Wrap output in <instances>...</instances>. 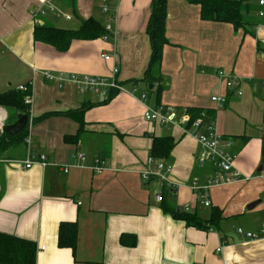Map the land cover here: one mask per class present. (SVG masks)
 <instances>
[{"label": "crops", "instance_id": "0c3cea01", "mask_svg": "<svg viewBox=\"0 0 264 264\" xmlns=\"http://www.w3.org/2000/svg\"><path fill=\"white\" fill-rule=\"evenodd\" d=\"M47 1L0 0V94L28 85L29 134L49 160L24 168L25 143L0 153V232L35 241V264H264V237L244 239L235 232L237 227L257 231L264 223V17L257 15V1H249L251 22L236 27L203 19L199 4L166 0L158 100L148 91L156 84L143 81L151 54L152 0H50L56 11L33 17L31 11ZM104 4L114 16L108 38L72 39L65 51L34 40L36 20L78 29L91 17L104 27L109 15ZM220 69L239 81L241 95L226 88ZM43 71L114 75L123 90L109 99L92 97L71 83L47 80ZM144 91L149 104L157 101L189 116V107L213 115L222 148L249 179L209 187L210 205L204 206L201 190L192 184L203 185L214 174L213 165L197 161L192 127L184 132L144 118ZM212 95L225 96L226 103L217 106ZM1 109L0 120L7 121L8 112ZM81 109L78 139L66 142L64 136L79 129L66 113ZM44 114L49 115L34 122ZM152 136L174 139L164 159L172 165L170 184L157 177L143 180L138 173L156 169L146 164ZM74 150L85 152L87 163L100 156L108 168L62 172L58 165L70 164ZM159 191L161 201L155 199ZM164 204L190 210L204 221L212 209L219 216L209 228H196L165 212ZM73 221L74 251L57 245L60 223ZM122 234H128L125 243Z\"/></svg>", "mask_w": 264, "mask_h": 264}, {"label": "trees", "instance_id": "16d2710c", "mask_svg": "<svg viewBox=\"0 0 264 264\" xmlns=\"http://www.w3.org/2000/svg\"><path fill=\"white\" fill-rule=\"evenodd\" d=\"M188 2L199 4L200 16L203 19L230 22L234 26H241L247 22H251L248 14L250 13V0H187ZM165 19H166V0H152L150 16L147 23V33L151 43V54L148 68L143 78L144 82L155 83V89L149 90L155 93L156 100L162 90L161 77L158 74L159 65L162 57V47L167 43L165 35ZM256 22V21H255ZM105 34V29L93 18L83 20L78 29L58 28L47 23H36L33 30L34 40L52 45L58 51L68 49L72 39H93ZM115 90H110L107 98H111L115 94ZM27 92L14 89L0 94V106L8 112L7 121L15 116L17 112L27 113L28 104L24 102V96ZM155 105H159L155 101ZM85 109V107L83 108ZM68 111L67 115L74 118L79 129L74 135H65L64 141L75 143L78 134L83 127L82 111ZM187 111L190 113L191 120L200 115V111L196 108L189 107ZM49 114H44L35 121L45 118ZM264 117V110H263ZM15 121V120H13ZM27 131L18 132L15 135L0 136V153L9 146L22 144L25 141ZM174 146V139L171 136H152L150 145V154L154 158L166 159ZM163 198V197H162ZM163 210L169 212L174 218L183 220L186 225L196 228H209L219 216L217 210L210 213V218L203 220L197 213L184 211L180 208H170L164 204ZM128 234L120 236V242L125 243ZM77 241V224L73 222H61L58 229L57 245L59 247H70L73 251ZM135 243L132 239L131 244ZM36 261V243L33 240L20 238L11 234L0 232V264H35Z\"/></svg>", "mask_w": 264, "mask_h": 264}, {"label": "built area", "instance_id": "2783aa9c", "mask_svg": "<svg viewBox=\"0 0 264 264\" xmlns=\"http://www.w3.org/2000/svg\"><path fill=\"white\" fill-rule=\"evenodd\" d=\"M257 1V15L260 17H264V0H256ZM46 10L56 11L55 6L51 3L50 0L43 3L38 9L32 10L31 14L33 17H37L38 14H43ZM103 12H108V7L106 4L102 6ZM108 16L106 22L104 24L105 34H103V38L106 39L109 37L111 29H112V21L114 20V16L108 12ZM67 19L70 18L69 15H65ZM38 23V20H36ZM102 58L105 60L109 59V55L103 54ZM117 69H113V74H115ZM44 77L49 81H54L58 84L63 83H71L79 92L82 93H101L103 96H108L110 90L121 91L123 90L122 85L116 80L114 75L111 77H102V76H91L88 74H76L71 73L68 75L63 74H53L49 71L42 72ZM218 76L223 79L224 85L228 89H235L237 95H241L242 91L239 88V81L231 75H227L225 71L218 70ZM18 90L27 92L24 96V102L29 104L31 101V92H29V88L27 84H20L17 87ZM137 88L134 87L133 90ZM140 99H142L145 103V111L144 118L147 120L157 121L162 124H170L179 126L183 129L184 132H187L189 128H187L188 123L190 122V116L186 113H179L170 105H153L147 102L148 94L144 91L140 93ZM211 100L214 101L217 106H222L226 103V97L222 95H212ZM31 120L29 117L28 125H27V134L25 137V146L26 153L25 158L22 161L24 168H30L33 164L39 163L42 166L49 164V160L47 155L44 152H40L35 149L33 146V140L30 137L29 129L31 127ZM192 127V135L196 139L198 144V152L196 155V159L200 163L209 162L213 165L215 172L211 175L207 181L198 186L196 182H193L192 188L196 190H201L200 198L201 203L204 206L210 205V199L207 194V190L211 186L231 183L235 181L248 180L249 177L242 176L239 171H237L233 167L232 156L229 151H226L222 148L220 143V133L216 128V120L213 115H207L202 112L199 116L195 117L191 120ZM70 157L72 162L70 164H62L58 165L62 172H68L70 168L77 167H88L92 171L96 173H101L105 169H107V162L101 158L100 156H95L88 161V155L80 150H74L71 152ZM146 164H154L156 169L151 170L149 168L140 170L138 173L140 174L143 180L150 179L151 177H157L161 180L162 184L165 182L170 184L172 181L168 179L167 173L172 171V165L167 163L164 159L154 158L149 155L146 158ZM155 199L157 201L162 200V191H159L155 195ZM187 208V207H186ZM236 234L240 235V237L244 239H257L260 237H264V223L259 226L257 231L254 230H246L241 227H237L235 230ZM224 242V241H223ZM222 242V243H223ZM219 250V249H217Z\"/></svg>", "mask_w": 264, "mask_h": 264}, {"label": "water", "instance_id": "95a60500", "mask_svg": "<svg viewBox=\"0 0 264 264\" xmlns=\"http://www.w3.org/2000/svg\"><path fill=\"white\" fill-rule=\"evenodd\" d=\"M148 87L151 89L152 84H149ZM29 116L27 113L17 112L16 119L13 122L1 121L0 120V136L5 135H15L18 132L26 131L28 125ZM255 203H251L248 208L252 207Z\"/></svg>", "mask_w": 264, "mask_h": 264}, {"label": "rangeland", "instance_id": "374dc122", "mask_svg": "<svg viewBox=\"0 0 264 264\" xmlns=\"http://www.w3.org/2000/svg\"><path fill=\"white\" fill-rule=\"evenodd\" d=\"M78 74V73H77ZM79 75V74H78ZM86 93V92H85ZM87 95L88 94H90L92 97H97V96H101V97H103V95L101 94V93H95V92H89V93H86ZM104 97H107V96H104ZM16 118H15V116L14 117H12L11 116V118L9 119V120H11L12 122H13V120H15ZM168 174V173H167ZM189 212H192V211H190V210H188Z\"/></svg>", "mask_w": 264, "mask_h": 264}, {"label": "bare ground", "instance_id": "6f19581e", "mask_svg": "<svg viewBox=\"0 0 264 264\" xmlns=\"http://www.w3.org/2000/svg\"><path fill=\"white\" fill-rule=\"evenodd\" d=\"M2 116H3V111H2V109L0 110V118H2Z\"/></svg>", "mask_w": 264, "mask_h": 264}]
</instances>
